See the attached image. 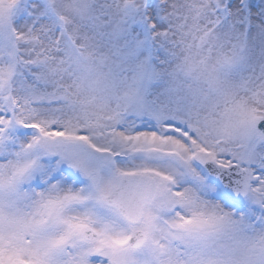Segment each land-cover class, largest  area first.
<instances>
[{
  "label": "snow or ice",
  "instance_id": "6c2138e0",
  "mask_svg": "<svg viewBox=\"0 0 264 264\" xmlns=\"http://www.w3.org/2000/svg\"><path fill=\"white\" fill-rule=\"evenodd\" d=\"M0 264H264V0H0Z\"/></svg>",
  "mask_w": 264,
  "mask_h": 264
}]
</instances>
